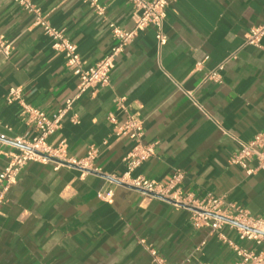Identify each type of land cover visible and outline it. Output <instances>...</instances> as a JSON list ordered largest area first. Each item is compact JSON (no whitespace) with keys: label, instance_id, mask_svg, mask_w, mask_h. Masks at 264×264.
<instances>
[{"label":"crops","instance_id":"1","mask_svg":"<svg viewBox=\"0 0 264 264\" xmlns=\"http://www.w3.org/2000/svg\"><path fill=\"white\" fill-rule=\"evenodd\" d=\"M95 1L103 16L86 0H32L52 27L65 31L87 67L116 45L111 23L135 28L129 0ZM263 22L264 0L172 2L166 45H158L153 27L139 33L117 59L111 85L83 94L48 139L64 146L67 160L81 161L95 149L91 167L31 162L10 187L0 207V264H152L149 247L169 264H238L222 235L264 255V243L242 241L230 227L221 233L198 227L190 209L120 185L134 142L116 137L108 121L110 113L125 120L117 107L125 98L143 123L144 144L154 146L134 176L166 184L181 172L183 196L211 194L264 219V172L249 176L230 164L240 143L264 137V50L245 43ZM0 35L11 48L9 57L0 55V135L32 137L23 107L52 116L76 95L79 81L36 16L15 0H0ZM223 63V84L208 81ZM18 152L0 146V172ZM256 167L254 159L249 168Z\"/></svg>","mask_w":264,"mask_h":264},{"label":"built area","instance_id":"2","mask_svg":"<svg viewBox=\"0 0 264 264\" xmlns=\"http://www.w3.org/2000/svg\"><path fill=\"white\" fill-rule=\"evenodd\" d=\"M96 8L98 14L103 16L104 9L100 8L95 0H86ZM176 0H129L134 9L135 28L125 31L115 24L109 25L116 45L110 53L93 67H87L78 47L72 43L65 31L52 27L40 13L32 0H15V3L24 11L36 16V24L43 28L45 34L52 40L54 51L64 55L66 68L79 81L78 91L74 97L67 100L65 106L56 114L49 116L46 112L31 106L23 107V117L27 124L36 131L34 136L19 137L9 141L6 136L0 135V146L4 144L16 147L19 152L8 156L7 165L0 172V207L5 204L10 187L16 183L23 169L31 162L47 163L56 161L59 165H72L88 169L94 160L97 151L92 149L85 159L81 161L67 160L64 146L53 147L48 139L53 136L62 125L64 117L72 110L76 101L92 89L106 88L111 85V75L115 69L116 61L126 49L134 42L139 33L147 28L156 29V39L160 47L166 45L167 37L163 32L167 19V9ZM264 22L252 27L245 36V43L257 49L264 50ZM11 48L6 39L0 35V55L9 57ZM225 63L211 71L207 80L215 84H223ZM17 97V92L13 94ZM190 98L194 100L193 95ZM13 101V99H12ZM118 111L125 115V120L120 122L115 113L108 115V121L113 125L114 134L118 138H129L134 142L132 151L124 159L126 171L118 179L120 185L139 190L151 198L168 199L178 207H186L193 212L194 224L198 227H208L214 233H221L226 227L238 231L239 239L250 241L256 245L264 243V219L251 217L246 210L227 204L222 198L208 195L203 199H196L192 195L183 196L178 185L183 181L184 175L178 172L172 176L168 183H159L149 180L141 175L134 176L142 164L155 154L154 146L145 145L143 142L144 128L140 119L130 114L126 99L117 101ZM30 137V138H29ZM264 137L257 135L250 143H240L238 152L230 159V164L239 166L251 176L256 172H264ZM257 161V167L250 169L252 160ZM112 195V192L109 193ZM222 239L234 250L240 258L238 264H264V255L243 250L225 236ZM152 264H169L155 249L148 248Z\"/></svg>","mask_w":264,"mask_h":264},{"label":"water","instance_id":"3","mask_svg":"<svg viewBox=\"0 0 264 264\" xmlns=\"http://www.w3.org/2000/svg\"><path fill=\"white\" fill-rule=\"evenodd\" d=\"M163 200L168 201V202H170V203H173L172 201H170V200H168V199H163ZM182 207H184V206H182ZM185 208H186V207H185ZM190 210H193V209H190Z\"/></svg>","mask_w":264,"mask_h":264}]
</instances>
